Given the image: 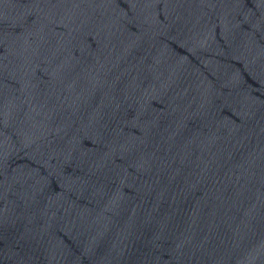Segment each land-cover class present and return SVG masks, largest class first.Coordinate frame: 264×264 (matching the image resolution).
<instances>
[{"label":"water","instance_id":"1","mask_svg":"<svg viewBox=\"0 0 264 264\" xmlns=\"http://www.w3.org/2000/svg\"><path fill=\"white\" fill-rule=\"evenodd\" d=\"M0 264H264V0H0Z\"/></svg>","mask_w":264,"mask_h":264}]
</instances>
